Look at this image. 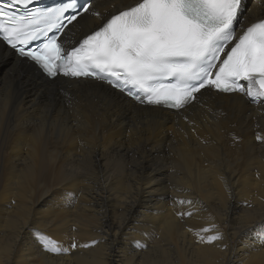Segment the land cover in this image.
<instances>
[{
    "label": "bare ground",
    "instance_id": "1",
    "mask_svg": "<svg viewBox=\"0 0 264 264\" xmlns=\"http://www.w3.org/2000/svg\"><path fill=\"white\" fill-rule=\"evenodd\" d=\"M92 1L66 47L134 3ZM243 3L238 33L264 19ZM21 61L0 42V264H264V107L149 108Z\"/></svg>",
    "mask_w": 264,
    "mask_h": 264
},
{
    "label": "snow or ice",
    "instance_id": "2",
    "mask_svg": "<svg viewBox=\"0 0 264 264\" xmlns=\"http://www.w3.org/2000/svg\"><path fill=\"white\" fill-rule=\"evenodd\" d=\"M32 3L10 0L0 7V42L53 82L63 76L106 83L141 105L176 113L204 95L235 94L264 107V20L237 33L243 0H134L70 50L60 36L48 33L78 22L80 10L66 15L75 3L28 16L5 10ZM219 238L199 237L207 243ZM40 243L50 253L69 251L53 240Z\"/></svg>",
    "mask_w": 264,
    "mask_h": 264
},
{
    "label": "rangeland",
    "instance_id": "3",
    "mask_svg": "<svg viewBox=\"0 0 264 264\" xmlns=\"http://www.w3.org/2000/svg\"><path fill=\"white\" fill-rule=\"evenodd\" d=\"M259 233H264V229L263 230H260V232ZM264 236V235H263ZM260 240H261V237H260Z\"/></svg>",
    "mask_w": 264,
    "mask_h": 264
}]
</instances>
